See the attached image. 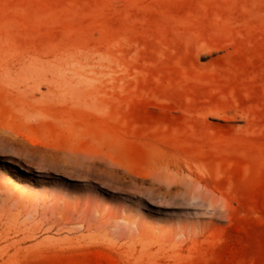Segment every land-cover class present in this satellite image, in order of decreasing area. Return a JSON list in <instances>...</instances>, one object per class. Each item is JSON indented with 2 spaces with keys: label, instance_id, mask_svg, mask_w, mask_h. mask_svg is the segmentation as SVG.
<instances>
[{
  "label": "rangeland",
  "instance_id": "obj_1",
  "mask_svg": "<svg viewBox=\"0 0 264 264\" xmlns=\"http://www.w3.org/2000/svg\"><path fill=\"white\" fill-rule=\"evenodd\" d=\"M0 264H264V0H0Z\"/></svg>",
  "mask_w": 264,
  "mask_h": 264
},
{
  "label": "bare ground",
  "instance_id": "obj_2",
  "mask_svg": "<svg viewBox=\"0 0 264 264\" xmlns=\"http://www.w3.org/2000/svg\"><path fill=\"white\" fill-rule=\"evenodd\" d=\"M11 63V62H10ZM9 63V64H10ZM65 90V89H64ZM52 91V90H51ZM53 91H55V89H53ZM67 91V90H66ZM48 92V91H47ZM49 92H50V90H49ZM66 93V92H65ZM55 94V93H54ZM9 162H11V163H13L12 161H9ZM8 219V218H7ZM23 238V237H22Z\"/></svg>",
  "mask_w": 264,
  "mask_h": 264
}]
</instances>
